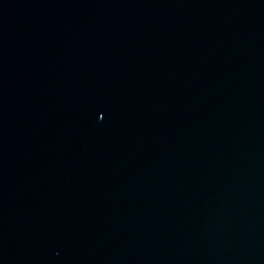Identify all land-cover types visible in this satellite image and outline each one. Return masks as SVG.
Listing matches in <instances>:
<instances>
[{
  "label": "water",
  "instance_id": "water-1",
  "mask_svg": "<svg viewBox=\"0 0 264 264\" xmlns=\"http://www.w3.org/2000/svg\"><path fill=\"white\" fill-rule=\"evenodd\" d=\"M0 264H264V0H0Z\"/></svg>",
  "mask_w": 264,
  "mask_h": 264
}]
</instances>
